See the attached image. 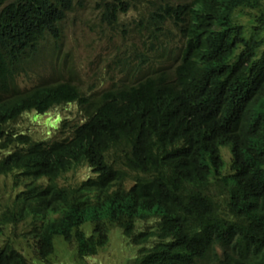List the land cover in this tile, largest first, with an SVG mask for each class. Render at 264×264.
<instances>
[{"label": "trees", "instance_id": "1", "mask_svg": "<svg viewBox=\"0 0 264 264\" xmlns=\"http://www.w3.org/2000/svg\"><path fill=\"white\" fill-rule=\"evenodd\" d=\"M172 4L158 2L146 19H133L142 48L114 47L110 55L117 74H159L104 91L84 123L64 120L56 138L42 141L15 121L24 110L35 112V122L62 101L85 100L73 71L63 79L69 82L53 85L57 71L45 65L47 53L60 51L61 22L76 0H0V91L7 90L0 100V176L11 177L0 190V264H31L16 246L25 233L4 237L22 223L33 259L42 263L61 236L75 247L68 263L85 264L116 226L137 248L126 264H264V0ZM99 7L116 34L128 2ZM167 20L185 39L171 69L160 65L175 60L159 39ZM84 165L91 175L59 183Z\"/></svg>", "mask_w": 264, "mask_h": 264}, {"label": "rangeland", "instance_id": "2", "mask_svg": "<svg viewBox=\"0 0 264 264\" xmlns=\"http://www.w3.org/2000/svg\"><path fill=\"white\" fill-rule=\"evenodd\" d=\"M104 1L82 0V5H79L76 0L74 8L66 13L61 23L63 35L59 47L60 51H54L55 54L53 56H51V53H47V58L49 59L45 61L46 67L48 62H51L55 71L61 69L51 80L69 79L71 75H69L67 69L69 66H72V71L76 75V79L72 82H77L82 90H88L92 87L94 91L100 93L108 88H117L118 85L132 84L138 79L152 74L153 68L151 70H145L137 76L117 74V69L112 65L111 67L109 66L111 62L110 55L113 56L115 54L114 47L127 51L130 45L133 44L142 48V38L138 37L137 33L132 29L131 23L133 19H146L158 2L161 6H164L165 1L167 3H181L187 0H126L128 7L126 11L120 13L117 20L116 34H112L110 27L101 21V9L99 6ZM166 26V34H159V39L168 47L167 43L169 38L171 52H175L180 45V38L175 34V28L172 24H167ZM123 28L126 29L125 32L121 31ZM145 33L147 32L145 31ZM114 42L115 44L113 45ZM67 52L69 53L68 61L63 65L65 53ZM169 62V60H161L160 65H165L168 68L170 67ZM106 70L109 72L108 76ZM28 74L33 76L32 71H29ZM25 77L26 75H23V79ZM64 106L61 105L57 108L59 111L67 113L66 115L69 117H78L80 109L76 104H70L67 107ZM32 116L33 114L30 112L23 113L21 122L38 127L37 122L39 121L35 123L31 122ZM223 152L225 158L228 159L229 153L227 149H224ZM88 174L90 172L87 167H80L77 170L66 173L59 182L61 184H65V182H76ZM8 185H11L10 177H0V190H4ZM90 228L91 223L87 222L84 225V229L89 233ZM27 229L28 226L26 223L19 224L16 228L11 227L7 229V234L4 237H7L8 234H13L14 230L19 233H25V236L17 239L16 246L23 251L31 264H69L71 260L74 261L76 259L74 245H68L61 236L55 237L56 253L50 257L49 263H42L37 259H33L36 254L33 248V240L31 235L27 234ZM2 239H0V242ZM136 249L135 246L124 240L120 229L113 226L109 230L108 243L93 257H86L85 264H126L127 259L131 258L137 252Z\"/></svg>", "mask_w": 264, "mask_h": 264}, {"label": "clouds", "instance_id": "3", "mask_svg": "<svg viewBox=\"0 0 264 264\" xmlns=\"http://www.w3.org/2000/svg\"><path fill=\"white\" fill-rule=\"evenodd\" d=\"M187 1H189V0H187ZM187 1H183V2H181V3H184V2H187ZM175 4H179V3H173L172 5H175ZM69 12V11H68ZM64 20V19H63ZM62 23V22H61ZM166 25L167 24H172L173 26H174V31H175V34L180 38V45L178 46V48H177V50L175 51V52H172V54L175 56V60L173 61V62H171L170 63V67H168V69H171V68H174L175 67V65L177 64V61H178V59L180 58V55H181V52H182V50H181V48H182V46L184 45V41H185V39L182 37V35H181V33H180V31H179V29H178V27L177 26H175L170 20H167V22L165 23ZM167 26H163V29H165ZM61 40H62V37H61ZM56 42V40L54 39V41H53V43H55ZM166 46V45H165ZM167 46L170 48V50H171V46H170V40H169V38H168V43H167ZM168 47H166V48H168ZM55 49L57 50V46H55ZM173 56V57H174ZM66 64V62H63V65H65ZM64 68V67H63ZM167 69V68H166ZM68 70H73V67L72 66H69L68 67ZM157 71V72H156ZM154 73H152V74H150V75H147V76H155L156 74H159V70H156ZM162 71H164V70H162ZM168 71H172V70H168ZM56 73H59V71H57V72H55L54 74H53V76L54 75H56ZM106 74H107V76H108V74H109V72L106 70ZM147 76H145V77H143V78H141V79H138V81H141V80H144V79H146L147 78ZM27 79H28V76L26 75V77L24 78V79H22V83L21 82H19L20 83V91H21V93H23L29 86H28V84H29V82L27 81ZM53 81V83H51V84H53V85H56V84H59V83H63V82H69V81H65V80H63V79H60V80H57V81H55V80H52ZM59 81V83H55V82H58ZM137 81V82H138ZM34 84V83H33ZM76 86V85H75ZM77 87V86H76ZM78 88V90H76V92H77V94H78V97H80V98H83V99H85L84 101H82V102H79V99L76 97V98H74V99H72V100H69V101H62V103H60V104H56L57 103V101H55L56 103H54V104H56V105H54L53 107H50L48 110H47V113L48 114H45V115H43L42 117L40 116V117H38V119L36 120V121H39V122H37V125H38V127L37 126H30V125H28V124H23L22 122H21V119L23 118V113H28V112H30V113H32V114H35V112L33 111V110H24L21 114H20V116L18 117V119H16L15 121L16 122H20V123H22V125H23V127H27V126H29L30 127V133L31 134H35V139H42V141H48V139H50V138H56V134L58 133L57 131H56V128L57 127H60L61 126V124L63 123V121L64 120H66L69 124H76V125H79V124H82V123H84L85 122V120H86V118H87V116H86V109L88 108L89 109V107H90V102L91 101H96V102H94L93 103V105H92V107H91V109H93L95 106H96V104L98 103V101L99 100H97V98L98 97H100L101 96V94L104 92V91H107V90H111L112 88H108V89H105V90H103L102 92H98V91H94L93 90V88L92 87H90L88 90H82V89H80V87H77ZM4 91H6L7 92V90L5 89V87H3V91H0V100H4V101H6L5 99H7V95H6V93L4 92ZM64 93L65 92H63V93H61V96H62V99H63V96H64ZM83 95V96H82ZM59 96V95H58ZM60 97V96H59ZM56 99V95H54V100ZM96 99V100H95ZM64 100V99H63ZM70 104H76L78 107H79V115H78V117H69L68 115H66L67 113H64L63 111H59L58 110V108L57 107H59V106H61V105H65L64 107H67V106H69ZM5 108H6V106H5ZM58 117H61L59 120H57V118ZM4 118V117H3ZM32 118H33V116H32ZM6 120H8V121H10L11 122V124H12V126L17 130V132H21V131H23V129L22 128H17V126H16V122H13L12 121V119L11 118H7ZM35 121V122H36ZM31 122H32V119H31ZM34 122V123H35ZM54 122V123H53ZM53 123V124H52ZM25 131H27L28 132V129L27 130H25ZM29 133V132H28ZM31 136V135H30ZM2 151H0V156L2 155ZM80 167H87L88 168V170H89V172H90V174H88V175H91L92 173H91V169L87 166V165H84V166H80ZM79 167V168H80ZM75 170H77V169H75ZM71 171H74V170H71ZM70 172V171H69ZM68 173V172H67ZM87 175V176H88ZM64 176V175H63ZM62 176V177H63ZM86 176V177H87ZM0 177H5V176H0ZM6 177H10V176H6ZM85 178V177H84ZM84 178H82V179H84ZM10 179H11V177H10ZM81 179V180H82ZM60 180V179H59ZM58 180V181H59ZM81 180H79V181H81ZM76 182H78V181H76ZM76 182H65V184H67V183H76ZM60 183V182H59ZM61 184V183H60Z\"/></svg>", "mask_w": 264, "mask_h": 264}, {"label": "bare ground", "instance_id": "4", "mask_svg": "<svg viewBox=\"0 0 264 264\" xmlns=\"http://www.w3.org/2000/svg\"><path fill=\"white\" fill-rule=\"evenodd\" d=\"M190 189V188H189ZM188 192V191H187ZM180 196H181V194H180ZM221 257V256H220Z\"/></svg>", "mask_w": 264, "mask_h": 264}]
</instances>
